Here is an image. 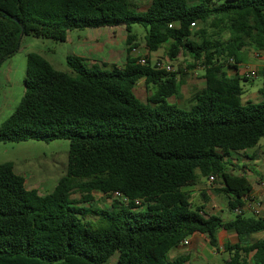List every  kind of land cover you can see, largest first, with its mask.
<instances>
[{"label": "trees", "instance_id": "16d2710c", "mask_svg": "<svg viewBox=\"0 0 264 264\" xmlns=\"http://www.w3.org/2000/svg\"><path fill=\"white\" fill-rule=\"evenodd\" d=\"M133 25L145 29L149 52L170 43L173 59L182 54L189 69L204 70L205 86L193 90L190 107L169 102L180 98L182 72L130 57ZM104 27L126 28L124 68L69 56L63 72L27 55L25 93L1 124L0 143L68 140L69 156L46 196L28 189L12 163L0 164V264H105L115 256L117 264H187L169 253L195 234L218 249L221 230L243 238L226 246L225 264H264V237L246 242L264 233V218L236 214L252 185L228 168L232 153L264 138V100L243 104L242 78L226 71L244 49L264 51V0H152L143 12L131 0H0V66L24 36L64 42L68 32ZM142 80L153 88L146 102L134 92ZM211 177L234 219L195 206L181 190ZM95 192L109 196L111 207H99Z\"/></svg>", "mask_w": 264, "mask_h": 264}, {"label": "rangeland", "instance_id": "374dc122", "mask_svg": "<svg viewBox=\"0 0 264 264\" xmlns=\"http://www.w3.org/2000/svg\"><path fill=\"white\" fill-rule=\"evenodd\" d=\"M205 1L219 3L225 0ZM131 2L136 10L143 12L148 9L152 0H131ZM198 28H200V26ZM131 34L136 36L135 44L137 45L133 54L135 56H140L139 59L146 58L147 63L150 62L153 66L158 63L166 65L170 64L173 66V72H182V74L179 75L182 82L183 80H186L187 82L189 78L192 79V77H195L191 76V74H194L193 71L195 70L188 68V64L191 62L190 58L185 57L182 54L175 59L171 57V51L173 49L172 44H165L157 52L151 53L146 49V31L144 28L133 25ZM127 37L128 33L125 27H119L116 29L104 27L85 29L82 31H71L68 32L67 39L64 42L24 36L21 40L19 52L0 66V126L15 112L24 96V80L26 75L27 55L29 53L41 55L49 61L56 70L70 72L67 65V58L69 56L100 60V63L97 64L99 66H102L103 64L101 58L113 56L115 62L124 60V54L127 48ZM224 38H229V35L224 34ZM103 46H105V48H103ZM92 63L94 62L90 61L87 64L92 65ZM106 69H111V67H107ZM192 80V82L197 81L196 78ZM241 83L242 86H244L245 82L242 81ZM185 84H182L183 88L180 89L181 92L183 90V94H186L184 97L187 99L191 96L196 87H190V85ZM257 84L260 85V81H257ZM152 91L153 88H148L143 80L135 87L136 96L143 102L148 100ZM185 99L171 98L169 102L171 104L180 105L182 108H188L190 107V98L186 101ZM69 148L70 142L68 140H56L50 143L32 140L21 143H0V164L12 163L15 172L24 177L28 189H35L40 195L46 196L54 191L59 180L66 174ZM228 161L231 163L230 158ZM228 167L231 170V165H228ZM238 171L239 170L233 173L236 175L239 173ZM255 177L257 180L260 179L259 175H256ZM249 179L254 183L253 176H249ZM202 182H208V179H201V181H199V183ZM210 184L211 186L209 188L206 187V191L204 192H191L192 203L195 206L209 204L210 207L208 211L216 212L219 215L221 214L220 211L213 210V206H217V210H220L219 208L223 206L222 208H224L225 212L221 214L222 217L225 220L234 219L236 214L227 210L228 198L224 195L222 196L221 193H218L221 186L220 182L217 181L214 183L213 181ZM93 196L95 203L99 207L105 209L111 207L112 199L109 196H105L99 192H95ZM74 198L79 199L80 195L75 194ZM88 220L94 221L95 218L89 217ZM202 243L203 240L199 241V244ZM189 250V246H181L172 257H176V259L179 257H187L191 259L192 256H187ZM208 250H210V247L205 251V254H201V256L207 258L209 255ZM218 255L219 254L214 255L215 259L210 257V261H213L216 264H224V260L227 258L226 254L222 253V255ZM117 260L118 257L115 256L105 264H117ZM194 262L197 263L195 260Z\"/></svg>", "mask_w": 264, "mask_h": 264}, {"label": "crops", "instance_id": "0c3cea01", "mask_svg": "<svg viewBox=\"0 0 264 264\" xmlns=\"http://www.w3.org/2000/svg\"><path fill=\"white\" fill-rule=\"evenodd\" d=\"M112 29H116V28H112ZM103 48H105V46H103ZM135 49H133L129 55L133 59H139L140 56H135L133 54ZM98 50L100 51L99 48ZM242 52H245L242 57V61L238 62L236 65L235 64L229 65L226 68V71L229 76H239L242 78V81L245 82L244 86H242L243 88L242 103L243 104L259 103L264 100V78L259 77L255 79H252V78L248 79L245 77V75L248 72V70H262L264 68V51H257L254 48H246ZM127 56H128V53H127V48H126V52L124 54V60L115 62L113 59V56H110L108 58H101V61L103 62V65H107V67L115 66L118 68H124L127 62ZM84 59L86 60V62L87 61L94 62L92 63V65H89V66L97 65L98 63H100V60H93V59H89L86 57H84ZM193 73L194 74H191V76H195V77H192V79L196 78L197 79L196 82H192L193 80L191 78H189L187 82L186 80H183L182 82L181 77L180 76L178 77V84L180 88H183L182 84H185V82H186L185 85H190V87L194 86L198 89L204 88L205 86V80L203 79L204 70L201 67H198L197 69H195V71H193ZM257 81H260V85L257 84ZM134 92H135V89H134ZM182 94H183V90L181 92L180 98L181 99L183 98L184 100L185 99L184 95L186 96V94H183V97H182ZM189 98L185 99V101L188 100ZM229 158L231 160V163H230L232 167L231 170L233 172H237V170H239L238 171L239 173L236 175L244 176L249 181H250L249 176L254 177V183L250 181L252 185L251 194L249 196V199H247L245 203L247 201L253 202V200H258L259 202H261V206L257 208V213L254 210L245 209L242 212V214H244L247 217L264 218V138L260 141L257 147L253 149H249L247 151L239 152V153H232ZM256 175H259L260 179L257 180V178L255 177ZM210 183L211 182L209 180L208 182H202V183H199V182L190 183L182 187L181 190L189 192L190 194H192L191 192H195V191L204 192L206 191L205 190L206 187L209 188L211 186ZM221 188H222V185L220 186V189ZM209 207H210L209 204L206 205L207 212H209L208 211ZM222 207L219 208L220 210H217L218 209L217 206H213V210L220 211V213L222 214L225 212L224 208ZM209 213L222 217L221 214L219 215L216 212L211 211ZM263 237H264V233H257V234L252 235L249 239H246V242L253 243L258 240L263 239ZM217 238H218V249H215L210 245V239L205 235L195 234L194 236L187 239L189 242L188 246L190 248L187 256H192L191 259L188 258L187 264H195L196 262H194V260L197 261L196 264H216L215 262L210 261L209 258L211 257L212 259H215L214 258L215 254H219L218 256H220L222 255V253H225L227 256L226 260H224V264H225V262L230 259V253L226 250V246L236 245L241 240H243V238L239 236L235 231H226V230L219 231L217 234ZM202 240H203V243L199 244V241H202ZM209 247H210V250H208L209 255L207 257L209 259L208 260L204 256H201V254L202 255L205 254V251ZM179 249L180 247L178 249L172 250L169 253L170 260L173 261L176 259V257H172V255L175 252H177ZM252 255L253 254H250L247 257L249 261L251 260Z\"/></svg>", "mask_w": 264, "mask_h": 264}, {"label": "built area", "instance_id": "2783aa9c", "mask_svg": "<svg viewBox=\"0 0 264 264\" xmlns=\"http://www.w3.org/2000/svg\"><path fill=\"white\" fill-rule=\"evenodd\" d=\"M194 26V24H193ZM231 64H235V61L233 59H230L229 60ZM139 64L141 65H146L147 64V60L146 58H141L139 59ZM155 67L158 69V70H165L167 72H173V68L172 66L170 65H166V64H163V63H158L155 65ZM246 78L250 79H255V78H259V77H263L264 78V68L262 70H248V72L246 73L245 75ZM210 182H213L214 181V178H210L209 179ZM114 197L115 198H121L123 200V202L125 203H129L130 200L123 196L122 194L120 193H115L114 194ZM135 203L137 205H140V201L136 200ZM261 206V202H259L258 200H253V202L251 201H247L244 205V207L240 210H237L236 213L238 214H242V212L245 210V209H249V210H254L256 213H257V208ZM189 245V242L188 240H185L181 246H188Z\"/></svg>", "mask_w": 264, "mask_h": 264}]
</instances>
